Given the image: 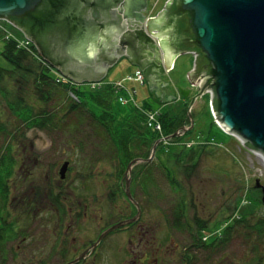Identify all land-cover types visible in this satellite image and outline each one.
I'll list each match as a JSON object with an SVG mask.
<instances>
[{
	"label": "rangeland",
	"instance_id": "374dc122",
	"mask_svg": "<svg viewBox=\"0 0 264 264\" xmlns=\"http://www.w3.org/2000/svg\"><path fill=\"white\" fill-rule=\"evenodd\" d=\"M167 2L149 1L147 16L159 14ZM154 4L156 7L153 11L151 6ZM0 33L4 39H13L15 43L18 40L17 48L30 52L37 63L49 68L36 48L21 38L15 26L0 19ZM2 48L3 44L0 43V67L8 69L10 65L1 56ZM193 57L194 53L190 52L178 56L169 79L175 86L191 88L192 95H195L194 85L199 88L201 79L193 83L187 76V72L194 67ZM134 73L133 66L126 61L119 62L115 70L109 71L105 82H116L123 88L112 104L117 116L116 130L122 127L127 116L138 107L149 112L145 109L147 107L156 111L152 113H157L154 119L160 131L155 133L159 138L162 137V141L154 151L155 159L152 156L153 149L149 158L153 159V165L156 166L153 173L155 185L151 190L159 196L156 199L152 194V197L146 198L140 186L133 185L130 180L129 194H133L131 198L139 203L140 208L137 222L133 225L122 224L118 231L107 235L99 244L97 255L86 263L123 264L129 259V240L136 244L147 237L152 254L154 246L161 245V264H181L180 256L183 253L194 255L195 262L191 264H236L246 250L243 236L247 232L241 226L227 245L221 250L212 251L193 248L194 239L190 227L188 225L187 229L184 226L192 224L194 218L199 217L200 226H204L200 230L201 240L209 242L222 232L223 223H232L240 217H248L252 222L264 216L262 191L255 187L257 179L264 186L263 165L252 150H247L220 127L211 107L210 92H205L201 99L193 102L191 113L194 125L191 130L182 131L183 127H190L189 123L175 132L178 133L176 137H173L175 133L165 135L159 115L167 113L173 117L185 108L187 111L190 108L184 105L177 92L175 102L158 104L146 83L142 84L132 78ZM49 74L55 83L64 85L56 71L49 69ZM104 85L106 83L98 87ZM9 90L13 93L11 88ZM130 94L134 96L135 103ZM24 96L38 110L54 116L52 125L42 129H27L21 125L15 127V116L0 97V110L3 111V120L10 133L0 135V154L8 153L16 160L14 174L8 183L11 199L7 206L16 218L13 220L18 223L13 225L15 236L11 234L8 240L0 243V264H63V261L67 262L81 253L100 233L133 219L137 211L125 195L126 175L123 174V182L119 180L120 173L117 162L111 158L112 145L108 144L110 141L106 132L97 123H93L85 110L70 109L71 104L79 102L76 95L71 92L67 96L62 93L51 94L46 103L38 100L35 93L30 91L24 93ZM118 97L128 102L122 104ZM93 110L98 115L101 112L94 107ZM147 127L151 131L155 128ZM190 148L196 153L189 155L190 159L185 160L187 167L175 175L185 188L188 205L182 219L185 224L180 222L181 229L175 230L169 224L180 219L177 211L180 194L170 190L160 161L167 164L168 159L172 160L171 153L179 158L182 152ZM64 162H68V167L65 178L61 179L59 170ZM193 163L196 165L190 170L189 166ZM58 196L64 213L55 209L52 203ZM256 242H262L263 245L258 246L261 250L264 246L263 238L256 236L253 231V244Z\"/></svg>",
	"mask_w": 264,
	"mask_h": 264
},
{
	"label": "water",
	"instance_id": "95a60500",
	"mask_svg": "<svg viewBox=\"0 0 264 264\" xmlns=\"http://www.w3.org/2000/svg\"><path fill=\"white\" fill-rule=\"evenodd\" d=\"M172 4L174 10L168 14ZM46 5L55 12V23L65 26L62 35L50 44L42 29L31 31L13 22L39 21ZM147 6L146 0H0V19L12 21L64 77L77 83H98L110 66L124 58L142 72L149 89L162 98V86L167 95L175 94L170 82L160 78L169 77L178 56L194 53V67L187 76L193 83L201 79V86L190 97L188 108L210 92L220 127L264 157V0H173L154 17L147 16ZM176 32L180 43L197 53L177 51L172 41ZM197 54L202 63L199 73ZM199 74L202 76L197 77ZM172 88L184 98L191 94L190 89ZM188 116L190 127H183V132L193 127L189 111ZM159 142L154 144L152 156ZM142 161L133 160L125 174L126 195L134 204L129 194V175L132 166ZM67 167L68 162H64L59 170L61 179ZM255 187L261 189L263 200L264 186L258 179ZM138 215L139 208L137 216L112 226L100 239L122 224L135 222Z\"/></svg>",
	"mask_w": 264,
	"mask_h": 264
},
{
	"label": "trees",
	"instance_id": "16d2710c",
	"mask_svg": "<svg viewBox=\"0 0 264 264\" xmlns=\"http://www.w3.org/2000/svg\"><path fill=\"white\" fill-rule=\"evenodd\" d=\"M173 10L174 5L172 4L168 10V14H171ZM54 14L55 12L52 11L49 5H46L39 21L13 20V22L20 24L21 26H26L29 30L31 29V31L42 29L46 40L50 44L53 42V40H55L56 37L62 35L61 33L65 28L64 25L55 23L56 18L54 17ZM176 26L178 29L180 28L179 23H176ZM177 35L178 32H176L174 35L175 37L173 36L174 40H172L177 51H193L197 53L196 50L182 45L178 40ZM5 38L6 39H4L3 34L0 33V43L3 44L1 56L10 65V68L5 69L0 67V97L3 98L4 103L8 106L10 110L9 112L15 116L14 119L17 122L15 127H19L21 125L27 129H42L52 125V119L54 115L49 112L38 110L34 104L32 105V103L27 101L24 93H27L28 91L33 92L38 97V100L40 99L43 103H46V101L49 100L48 97H50L51 94L62 93L67 96L69 92H71L76 95L79 102L71 104L70 109L73 111L85 110V112L90 114L93 123H97V125L101 126L106 132L110 141L108 144L110 146L112 145L110 148L111 158L117 162L116 166L118 172L120 173V182H123V174L126 173L128 165L133 160H143L142 162L133 165L129 175L130 180L132 181L133 185L140 186L142 192L147 195L146 198L152 197V194L154 195V198L159 196L151 190L155 185L153 173L156 169V166L153 165V159L148 161L153 145L158 141L159 136L147 127L145 116L146 111L135 109L127 116L122 124V127L119 130H116L117 116L112 104L117 98V93L112 85L106 83V85L96 90L87 88L85 86L77 87L72 85L70 87L67 84L59 85L55 83L54 78L49 74V68L47 69L46 66L37 63L30 55V52H27L21 48H17L16 44L18 40H16L15 43L13 39L7 37ZM21 38H24L22 34ZM31 49H33L32 46ZM200 58L201 55L197 54V73L201 72L202 63H200ZM201 76L202 74H199L197 77ZM9 87L13 93H16L14 97L11 96L13 93H11ZM183 103L186 105V107H188V102L184 101ZM93 107L94 109L97 108L98 112L101 111L99 115L93 110ZM145 108L150 110V108ZM186 111L187 108L173 117L168 116L167 113H161L159 115L165 135H172L177 130L190 123ZM3 117V111L0 110V135L9 133L7 129L8 126L4 122ZM195 153L196 152L190 148L189 150L182 152V155L179 158L174 157L173 153H171L172 160L168 159L166 162L167 164H163L162 161H160V165L165 169V175L167 177L170 190L173 193L179 192L180 194L177 211L181 220L177 219L175 223L173 221L172 224H169L171 225L170 227L175 230L181 229L182 226H180V222L183 223L182 219L185 217L184 212L188 207L186 202L187 197L185 188H183L175 175H177L176 173L182 170V168L187 167L185 165V163H187L185 160L190 159L189 155L193 156ZM155 155L156 152L153 156L154 159ZM15 163L16 160L13 159V157L8 153L0 154V243L8 240L13 229L15 228L13 226L14 222L9 221L11 212L8 210L7 206L11 199V191L8 183L14 174ZM187 165L189 166V164ZM195 165L196 163H193V165L190 164V170H192ZM55 199L56 201H52V203L55 206L61 205L59 197ZM180 208L183 210L182 212ZM7 214L9 215L7 216ZM240 219H234V222L232 223L230 222L228 224H221L222 232L216 237L210 239L209 242H203L201 240L200 230L204 226H200L201 222L199 217L196 216L192 224L189 223L186 225L183 223L185 224V226H183L184 228L187 227V229H189L188 225L190 227V232L194 239L192 247H195L196 249H203L204 251L205 249H210L211 251L221 250L224 245H227L230 238L236 234L239 227L241 226L243 228L242 230L247 232L243 236L246 250L243 253V257L235 263L264 264V246L261 250L258 248L259 245H263L261 244L262 242H256L253 244V231H255L256 236L263 238L264 242V216L258 217L252 222L248 220V217H240ZM207 228L210 229L209 227ZM184 254L185 253L181 255ZM182 262L191 264L195 262V257L194 255L192 257L186 256Z\"/></svg>",
	"mask_w": 264,
	"mask_h": 264
},
{
	"label": "flooded vegetation",
	"instance_id": "af4514ba",
	"mask_svg": "<svg viewBox=\"0 0 264 264\" xmlns=\"http://www.w3.org/2000/svg\"><path fill=\"white\" fill-rule=\"evenodd\" d=\"M110 1H113V0H110ZM146 1H148V4H149V1H151V0H146ZM168 1H173V0H168ZM154 5L151 6V9L153 11H154V9L156 7V4H154ZM166 22H167L168 25H170V24L172 25L173 24V23H170V21H166ZM160 79H162V81H167V77H161ZM158 81H159V79H158ZM165 88L166 87H164V86L160 87L159 88L160 93L165 91L166 94H167V90H165ZM150 90L155 95V97H157L156 92L153 89H150ZM171 91H174V89L172 87H171ZM168 95H166V96H168ZM128 201H130V200H128ZM135 204L133 203L132 206H134V209H136V211H137V208H138L137 206L139 205V203L138 202L137 203L135 202ZM54 207L58 211H62L64 213L63 205L62 204L59 205V206H55L54 205ZM8 215L9 214H7V216ZM10 218H11V221L12 222L15 221V220H13V218H15V217H14V215L12 213H10ZM136 222L137 221H135L133 223H129V224L130 225H133ZM16 224H18V223H16V221H15L14 225H16ZM113 231H115V230H113ZM116 231H118V230L116 229ZM112 232H110V233H112ZM103 233H100L97 236L96 240H94L93 242H91L90 245L89 244H88V246L86 245V247L82 250L81 253L76 254V257L72 258L71 260H69L67 262L66 261H63V264H82V262L84 264H87L86 263L87 260H89L91 257H94V256L97 255V251H98L99 244L104 240V238L107 235L110 234V233H108V234L104 235L100 239V237L102 236ZM13 234L15 236V230L14 229L12 231V235ZM146 238L141 239V241H138V243H136V244H134L131 240H129V244L131 245V247L128 250V254H127V257L129 259H127L126 261H124L123 264H161V245L158 244V246H154V249H153L154 254H152L151 253V250L149 249V245L151 243L148 242L149 239H146ZM136 247L139 248V249L136 250L135 249ZM186 256L192 257V255H181L180 257H181L182 261H183L184 258H186ZM73 261H75V262L74 263H71Z\"/></svg>",
	"mask_w": 264,
	"mask_h": 264
},
{
	"label": "built area",
	"instance_id": "2783aa9c",
	"mask_svg": "<svg viewBox=\"0 0 264 264\" xmlns=\"http://www.w3.org/2000/svg\"><path fill=\"white\" fill-rule=\"evenodd\" d=\"M136 80H139L141 81L142 80V76L139 72H136ZM198 85V84H197ZM200 86V85H198ZM152 122H154V117L152 115H149V122H148V125L151 126ZM155 128L159 129L160 130V127L159 126H156L155 125ZM255 153V152H254Z\"/></svg>",
	"mask_w": 264,
	"mask_h": 264
},
{
	"label": "bare ground",
	"instance_id": "6f19581e",
	"mask_svg": "<svg viewBox=\"0 0 264 264\" xmlns=\"http://www.w3.org/2000/svg\"><path fill=\"white\" fill-rule=\"evenodd\" d=\"M155 122H152L151 126H155ZM154 132H159L160 130L157 128H153L152 129ZM176 137V136H175ZM258 157V159L260 160L261 164L263 165L264 168V157L262 155H256Z\"/></svg>",
	"mask_w": 264,
	"mask_h": 264
},
{
	"label": "crops",
	"instance_id": "0c3cea01",
	"mask_svg": "<svg viewBox=\"0 0 264 264\" xmlns=\"http://www.w3.org/2000/svg\"><path fill=\"white\" fill-rule=\"evenodd\" d=\"M120 62H124V61H120ZM119 63V62H118ZM118 63H116V64H113L112 66H110L109 67V69L106 71V77H107V74L109 73V71H113V70H115L116 68H117V65H118ZM105 77V78H106ZM105 80V79H104ZM175 83V82H174ZM172 100V98H170V101ZM158 103H160V102H162V101H157ZM167 103V102H166ZM199 114V112L197 113V115Z\"/></svg>",
	"mask_w": 264,
	"mask_h": 264
}]
</instances>
